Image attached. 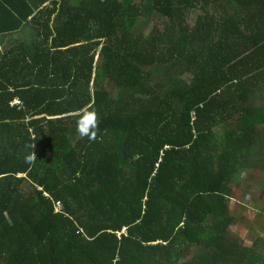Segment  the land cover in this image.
Instances as JSON below:
<instances>
[{"label":"trees","instance_id":"trees-1","mask_svg":"<svg viewBox=\"0 0 264 264\" xmlns=\"http://www.w3.org/2000/svg\"><path fill=\"white\" fill-rule=\"evenodd\" d=\"M0 36V264H264V0H0Z\"/></svg>","mask_w":264,"mask_h":264},{"label":"rangeland","instance_id":"rangeland-1","mask_svg":"<svg viewBox=\"0 0 264 264\" xmlns=\"http://www.w3.org/2000/svg\"><path fill=\"white\" fill-rule=\"evenodd\" d=\"M197 21H198V12L194 11L189 13L188 15L189 25H195ZM6 42L3 48L12 45V43H10L9 40H7ZM98 60H100L99 57ZM261 164H263V162H261ZM233 196L237 202L235 207V212H240L242 205L244 204L251 207L249 208L250 213L248 212V214L252 216V218L255 217V219L253 220L249 219V215H247V213L241 212L242 225L245 228V230L251 232H257V228L261 227L259 223L264 222V170L261 169V170L251 171L248 174H246V178L244 175H241L240 183L239 184L236 183ZM251 196L252 199H250ZM254 237L255 236L253 235L247 239L253 241Z\"/></svg>","mask_w":264,"mask_h":264},{"label":"clouds","instance_id":"clouds-1","mask_svg":"<svg viewBox=\"0 0 264 264\" xmlns=\"http://www.w3.org/2000/svg\"><path fill=\"white\" fill-rule=\"evenodd\" d=\"M97 129H98V120H97V117L94 114L88 115L86 119H82V120L77 121V131L82 136H86L90 140L95 138V134H96ZM26 159H27L28 162H31L34 159V157L33 156H28ZM235 187L236 186H234V188ZM233 192H234V190H233ZM250 199H252V196L250 197ZM234 201L236 202L235 198H234ZM242 207L243 208H245V207L246 208L247 207L251 208L250 206H247L246 204L242 205ZM254 218H251V219L253 220Z\"/></svg>","mask_w":264,"mask_h":264},{"label":"crops","instance_id":"crops-1","mask_svg":"<svg viewBox=\"0 0 264 264\" xmlns=\"http://www.w3.org/2000/svg\"><path fill=\"white\" fill-rule=\"evenodd\" d=\"M0 39H1V36H0ZM2 46H3V45L0 43V49L2 48Z\"/></svg>","mask_w":264,"mask_h":264}]
</instances>
